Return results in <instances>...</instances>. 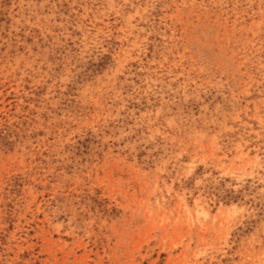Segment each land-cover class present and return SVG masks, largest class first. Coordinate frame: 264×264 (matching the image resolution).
I'll return each instance as SVG.
<instances>
[{
	"label": "rangeland",
	"instance_id": "rangeland-1",
	"mask_svg": "<svg viewBox=\"0 0 264 264\" xmlns=\"http://www.w3.org/2000/svg\"><path fill=\"white\" fill-rule=\"evenodd\" d=\"M0 264H264V0H0Z\"/></svg>",
	"mask_w": 264,
	"mask_h": 264
}]
</instances>
